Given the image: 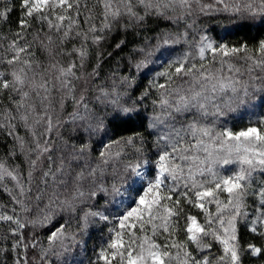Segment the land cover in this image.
Masks as SVG:
<instances>
[{"label": "snow or ice", "instance_id": "1", "mask_svg": "<svg viewBox=\"0 0 264 264\" xmlns=\"http://www.w3.org/2000/svg\"><path fill=\"white\" fill-rule=\"evenodd\" d=\"M217 2L264 22V0ZM16 7L0 0V187L12 203L0 211V264H83L68 259L71 244L100 222L112 227L88 264H264V128L202 122L264 93V39L250 48L201 34L195 55L171 57L166 46L190 43L196 13L213 7L202 0H19L13 30ZM160 20L185 31L153 44L143 34ZM241 53L247 79L225 59ZM128 124L144 131H113Z\"/></svg>", "mask_w": 264, "mask_h": 264}, {"label": "trees", "instance_id": "2", "mask_svg": "<svg viewBox=\"0 0 264 264\" xmlns=\"http://www.w3.org/2000/svg\"><path fill=\"white\" fill-rule=\"evenodd\" d=\"M202 2L205 4H211L213 5V7L211 9H207L204 13H196V24L194 26L196 30H188V40L190 43H185L183 40H181L177 44L166 46V48L168 49V54L171 57L181 55L186 51H192L195 55L194 44L199 40L201 34H206L210 39L214 40L217 45L227 43L229 44V46H239L241 44L247 43L250 48L257 47L259 40L264 39V22L261 21L260 17H257L255 20H249L242 17L240 14L232 13L231 11H224L222 10L223 5L219 4L217 0H202ZM225 2L230 4L243 3V0H225ZM15 3L17 7L11 14L12 23L10 25L13 30L16 29V20L19 15V0H15ZM189 23H191V20H189ZM8 27L9 25H5L4 30L7 31ZM164 30L174 33H182L185 31L184 21L180 20L178 24L167 20H160L158 22L150 21V30L145 32L143 35L147 36L148 40L154 44L156 33L162 32ZM137 42L142 43L139 37L137 38ZM131 47L132 45L130 44L129 49ZM129 49H125V54L129 51ZM107 50L112 51L111 48H108ZM207 55L208 57H211L212 54L209 52ZM63 59L66 60L67 57H64ZM225 59H229L230 63L240 68L241 73L244 74L242 78H248L247 69L251 64V61L245 60L243 58V53ZM160 63V60H156L155 63L149 64L146 68H143L141 70L138 75L139 87L136 90L137 95L143 87L147 86V83L152 78L154 72L162 70L159 67ZM213 68H221L219 57H217V60L213 63ZM131 71L133 74H135L134 68H132ZM122 72H124V74H127V69H122ZM223 74H232L230 73L227 64L223 65ZM260 74L261 73L259 69H256L252 73V75ZM160 82H163V78H161ZM53 102L57 108V111H59L58 97L55 98ZM71 111L72 108L69 102L66 105L65 112L61 114V119H66L67 113ZM148 111L151 112L150 101L148 102ZM221 111L223 112V114H220L219 112H216L213 109H209L207 116L203 118L202 122L208 125H214L217 129H223L227 127L231 128L233 131H238L241 128H246L249 126L264 128V124L260 123V118L264 117V93H256L254 97H249L248 102L246 104L241 105L240 107L235 108L234 110H229L227 108L222 107ZM70 127L71 126L68 125L65 129H62V132L64 133L66 138H68L67 128ZM113 131L119 133L120 135H131L133 131H144V129L140 128L139 126L128 124L116 127L113 129ZM21 134H23L22 129ZM144 134L149 141L153 139L152 136H148L147 131H145ZM98 147H100V145L94 143V148ZM4 151L5 144L2 142V138H0V155H2ZM128 151H131V149L129 148ZM225 167L235 170L234 165H229ZM224 174L228 173L225 172ZM100 203L103 204V201H101ZM11 207L12 203L10 201L9 196L5 192H3L2 187H0V211L7 212L10 214ZM72 223L73 227H75L76 222L73 221ZM109 227H112V225L105 224L103 222L90 224L87 233L78 237V240L84 241L83 246L80 244H71L70 242L72 252L68 256V259L83 261V264H88L89 258L95 260V256L93 255V249L95 248L98 251L99 246L106 242L109 235ZM242 232L246 240H251L257 244L261 242V238L256 234H253L250 231L244 229H242ZM82 247L84 248L83 252H81ZM53 260L55 261V257H53ZM245 264H259V261L250 257H246Z\"/></svg>", "mask_w": 264, "mask_h": 264}]
</instances>
